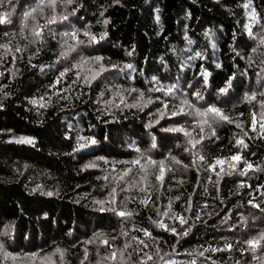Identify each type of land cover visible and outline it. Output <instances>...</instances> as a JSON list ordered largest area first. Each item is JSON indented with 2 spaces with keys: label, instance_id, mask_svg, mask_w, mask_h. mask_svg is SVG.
I'll list each match as a JSON object with an SVG mask.
<instances>
[{
  "label": "trees",
  "instance_id": "16d2710c",
  "mask_svg": "<svg viewBox=\"0 0 264 264\" xmlns=\"http://www.w3.org/2000/svg\"><path fill=\"white\" fill-rule=\"evenodd\" d=\"M0 15V264H264V0Z\"/></svg>",
  "mask_w": 264,
  "mask_h": 264
},
{
  "label": "snow or ice",
  "instance_id": "6c2138e0",
  "mask_svg": "<svg viewBox=\"0 0 264 264\" xmlns=\"http://www.w3.org/2000/svg\"><path fill=\"white\" fill-rule=\"evenodd\" d=\"M3 2H4V0H0V5H2ZM54 6H55V0H48V7H54ZM37 8H42V2L37 5ZM37 8H33L30 11L26 12L25 13V17H33L34 18L33 14L37 11ZM6 19H7V17L5 15H0V24L5 23L6 22ZM61 19H67V17L66 16H63V17H61ZM54 21H55V17H53L48 22L49 23H52ZM34 34L36 36H39L40 35V32H35ZM73 35H75V34H73ZM85 35H87V33H85ZM17 51H19V49H17ZM62 55H66V53H62ZM63 75L64 74L61 73V76H63ZM57 82H59V81H57ZM220 91L221 92H226L227 89L224 88V89H221ZM169 92H171V89H169ZM196 95L199 98V94H196ZM183 103H186L187 104L189 102L185 100V101H183ZM189 106L191 107V105H189ZM182 112H183V108L179 109V111L172 112V115L173 116L180 115ZM210 114L212 115V119H215L216 117H219L222 120H228L229 119L227 116H224L223 113L221 112V110L218 109V108H216L215 106H211L206 111L199 112L198 113V115L201 116L202 118H207V117H209ZM203 123L204 124H207L208 123V119H203ZM254 123H255V121H254ZM261 127L264 128V124H262ZM171 131H184V129L183 128H176V129H171ZM201 131H203V128H201ZM185 135H190V134L189 133H185ZM213 135H214V133H213ZM201 139H203V137H201ZM18 142H21V143H33V141L31 139H24V138H21V140L18 141ZM92 143H95V141H92ZM196 143H199V141H196ZM237 143L243 144V141L240 140V141H237ZM81 147H84V145H81ZM200 159H203V157H200ZM232 159L238 161L239 159H241V157H239V156H233ZM134 163L138 164L139 161H134ZM223 163H224V161H222V160H217L216 161V164L222 165ZM210 167H212L213 170L215 169V165H211ZM249 167H251V165H249ZM230 168H235V165L234 164L233 165H230ZM164 172H165L164 162L161 161L160 162V173H159V175H157L156 179L157 180H160V181H163ZM121 179H123V177H121ZM141 190L143 191V189H141ZM113 192H115V189H113ZM48 195H52V193H48ZM146 202L147 201H145V203ZM119 215L120 216H126V215H131V214L130 213H125V212L121 211L119 213ZM165 215H167V213H165ZM179 219H180V222L181 223H184L185 222L182 217H179ZM161 227H165V226L163 224H161ZM171 231L175 232V229L173 228V229H171ZM145 235H150V233H148L147 230H145ZM184 235H187V232H185ZM260 240H264V234H261V236H260L259 239H252V240L247 241V243L252 248V250L255 251L256 247L260 243ZM104 243L107 244L108 241H104ZM140 243H143V241H141ZM0 247H2V245H0ZM125 247H128V245H125ZM227 247L230 248L231 245H228ZM215 250L216 251H219L220 249H215ZM57 251H59V250H57ZM121 255H123V253H121ZM201 255H203V253H201ZM116 258H117L116 252H112L109 257H106V259H113V260H115ZM147 259L148 260H151L152 257L151 256H148ZM141 264H146V261H142Z\"/></svg>",
  "mask_w": 264,
  "mask_h": 264
},
{
  "label": "rangeland",
  "instance_id": "374dc122",
  "mask_svg": "<svg viewBox=\"0 0 264 264\" xmlns=\"http://www.w3.org/2000/svg\"><path fill=\"white\" fill-rule=\"evenodd\" d=\"M21 138H24V139H26L25 137H23V136H18V137H16V138H13V139H17L18 141H20L21 140Z\"/></svg>",
  "mask_w": 264,
  "mask_h": 264
}]
</instances>
